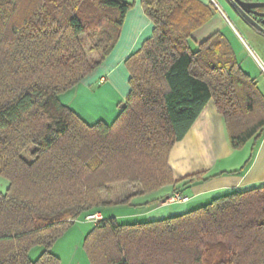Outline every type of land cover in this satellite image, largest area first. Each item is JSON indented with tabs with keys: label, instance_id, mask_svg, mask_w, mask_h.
Instances as JSON below:
<instances>
[{
	"label": "trees",
	"instance_id": "obj_1",
	"mask_svg": "<svg viewBox=\"0 0 264 264\" xmlns=\"http://www.w3.org/2000/svg\"><path fill=\"white\" fill-rule=\"evenodd\" d=\"M140 5L152 30L125 60L129 91L111 123L88 124L58 96L110 54L133 2L0 0V176L8 181L0 190V264H59L50 248L80 215L180 183L169 198L212 177L174 180L168 164L210 99L234 150L264 132V95L226 36L217 29L192 40L217 13L214 3ZM118 183L132 188L115 196ZM35 246L42 251L32 260ZM84 248L90 264H264V185L164 218L102 217Z\"/></svg>",
	"mask_w": 264,
	"mask_h": 264
},
{
	"label": "crops",
	"instance_id": "obj_2",
	"mask_svg": "<svg viewBox=\"0 0 264 264\" xmlns=\"http://www.w3.org/2000/svg\"><path fill=\"white\" fill-rule=\"evenodd\" d=\"M125 1L133 2V6L125 16L119 39L110 54L81 82L58 96L63 104L88 124L99 120L109 124L115 119L119 103L125 100L129 91V71L125 60L140 47L152 30L151 20L144 14L140 0ZM200 1L208 3L210 0ZM214 1L228 21L217 9L211 20L193 32L192 40L199 42L218 29L226 36L235 53L236 47L240 45L239 40L227 30L226 22L231 24L230 18L236 17L237 13L229 0ZM93 85L97 87L91 89ZM168 164L174 180L199 172L203 174L202 177H212L178 189L188 196L186 202L167 200L173 190L172 185L133 196L125 203L134 207L128 216L140 218V221L173 216L203 205L215 196L264 185V132L254 145L249 140L242 148L234 150L225 120L210 99L185 136L171 148ZM180 185L177 183L174 188ZM99 212L104 217L102 211Z\"/></svg>",
	"mask_w": 264,
	"mask_h": 264
},
{
	"label": "rangeland",
	"instance_id": "obj_3",
	"mask_svg": "<svg viewBox=\"0 0 264 264\" xmlns=\"http://www.w3.org/2000/svg\"><path fill=\"white\" fill-rule=\"evenodd\" d=\"M230 21L231 24L226 22V28L235 34L240 44L235 49L236 59L240 67L256 79L258 88L264 95V75L255 58L250 54V51L253 52L254 56L264 63V36L257 33L254 29H251L240 16L231 17ZM82 39L88 57L96 58L97 54L88 52L90 42L86 36H83ZM96 87L97 85H93L91 89H95ZM7 186L8 181L0 176V190L4 192ZM131 188L132 186L126 183L112 185L115 196H122L124 192H128ZM133 209L134 207H129L126 204L120 203L115 205H104L100 208V211H102L105 218H115L120 223H132L140 221V218H133L131 215L128 216L133 212ZM92 228L93 222L87 220L83 215H80L78 219L67 226L50 248L53 254L59 258V264H90L84 248V239ZM41 251V246H35L30 250L29 257L32 260L36 259Z\"/></svg>",
	"mask_w": 264,
	"mask_h": 264
},
{
	"label": "water",
	"instance_id": "obj_4",
	"mask_svg": "<svg viewBox=\"0 0 264 264\" xmlns=\"http://www.w3.org/2000/svg\"><path fill=\"white\" fill-rule=\"evenodd\" d=\"M237 14L254 30L264 35V1L229 0Z\"/></svg>",
	"mask_w": 264,
	"mask_h": 264
},
{
	"label": "built area",
	"instance_id": "obj_5",
	"mask_svg": "<svg viewBox=\"0 0 264 264\" xmlns=\"http://www.w3.org/2000/svg\"><path fill=\"white\" fill-rule=\"evenodd\" d=\"M210 1L212 3H214V5L216 6V8L219 9L220 12H221V14L226 18V16L223 14V12L221 11V9L217 7V4L215 3V1L214 0H210ZM226 20H227V18H226ZM250 54H252V56L255 58L256 62L258 63V65L260 67V70H261L262 74L264 75V63L261 60H259L258 58H256L254 56V53L253 52L250 51ZM188 199L189 198H188L187 195L181 194L179 192H175L167 200L168 201H171V202H186V201H188ZM85 218L87 220L92 221L93 223H95L98 220H100L102 218V216H101V213L97 211V212H93V213L87 215Z\"/></svg>",
	"mask_w": 264,
	"mask_h": 264
},
{
	"label": "flooded vegetation",
	"instance_id": "obj_6",
	"mask_svg": "<svg viewBox=\"0 0 264 264\" xmlns=\"http://www.w3.org/2000/svg\"><path fill=\"white\" fill-rule=\"evenodd\" d=\"M237 13V12H236ZM236 17H239V15L237 14V16Z\"/></svg>",
	"mask_w": 264,
	"mask_h": 264
}]
</instances>
